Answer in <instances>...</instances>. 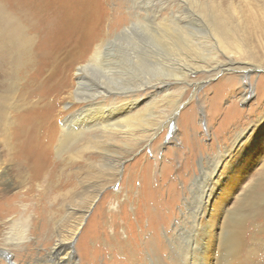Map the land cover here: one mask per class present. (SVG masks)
Listing matches in <instances>:
<instances>
[{"label":"bare ground","instance_id":"bare-ground-1","mask_svg":"<svg viewBox=\"0 0 264 264\" xmlns=\"http://www.w3.org/2000/svg\"><path fill=\"white\" fill-rule=\"evenodd\" d=\"M95 1L0 0V264L2 258L19 263L12 259L10 246L17 257L28 247L30 220L44 221L48 204L51 217L62 200L66 211L70 209L69 192L63 190L67 183L57 185L52 178L56 163L97 168L102 187L103 182L118 181L126 155L157 134L159 93L165 92L161 96L168 99L173 84L186 83L193 70L210 67V59L216 62L211 65L214 69L222 67L220 54L230 59L231 68L237 62L230 56L239 55L250 61L246 63L250 71L264 70V0H227L226 4L224 0H129L133 19L113 33L109 19L102 23L104 31L101 22H94ZM123 1L127 0L119 3ZM207 43L213 46L210 53L204 48ZM194 56L200 60L193 62ZM62 99L70 106L60 108ZM259 166L258 177L264 175L263 117L221 155L207 183H202L197 212L191 215L188 198L183 202L179 224L167 238L173 249L179 238L187 239L190 228L197 231L194 242L199 251L191 256L187 239L184 264L193 259L210 263L219 228L221 242H239L245 212L255 208L251 199L264 176L257 178V184L249 181L233 208L227 204ZM146 168L140 170V187L132 183L119 210L107 214L110 220L102 218L101 232L97 217L107 196L89 222L85 220L103 188L73 196L71 214H78L73 228L50 247L51 259L39 256V262L84 264L99 246L93 240L96 234L117 240L122 230L124 244L131 246L142 231L157 232L169 215L159 217L151 205L154 186L146 179ZM15 187L38 196L30 218L10 217L16 208L11 202L20 193L13 191ZM7 219L13 228L3 236L1 226ZM153 244L157 248L155 240Z\"/></svg>","mask_w":264,"mask_h":264},{"label":"rangeland","instance_id":"rangeland-1","mask_svg":"<svg viewBox=\"0 0 264 264\" xmlns=\"http://www.w3.org/2000/svg\"><path fill=\"white\" fill-rule=\"evenodd\" d=\"M223 2L226 4L227 0ZM132 6L133 3L129 0L123 1V3H119V0H96L92 7L94 22H101L105 25V21L109 19V31L113 33V31L131 22L133 19ZM174 9L176 10L177 7ZM101 30L104 31L103 24ZM56 47L59 48L58 45ZM204 48L207 53L213 51V46L210 43H207ZM230 58L237 62L233 68L227 66L230 64V59L226 54H220L219 64L222 67L214 69L216 62L210 59V61L208 60L210 67L193 70L186 83L173 84L169 89L171 96L168 99H163L165 92L158 94L160 102L155 108L158 119L157 134L150 142H144L143 145L139 146V149H135L131 154L126 155L122 168H120L121 174L118 181L107 182L105 185L103 182L102 187L100 186L101 179L96 174V172L98 173L97 168L78 169L76 164L65 165L60 161L56 163L57 166L54 168L55 173L52 178L57 185L61 182L62 184L67 183L65 187L63 186V190L69 192L70 198L67 199L69 212L66 211V207L62 206V200L61 204L57 203L55 206L56 214L51 217L48 213L51 210L48 204L44 221L36 219L32 223L30 220L28 237L32 238L28 242V247L24 248L17 257L13 255L15 247L10 246L11 251H13L12 259L18 260L19 263L17 264H50L51 261L39 262L38 258L43 257L44 259L48 256L50 247L54 246L59 236H67V230L73 228L78 214H71L75 207L72 197L85 192L95 194L103 188L85 220V223L89 222L99 204L107 196L103 212L97 217V229H100L101 232L103 224L105 226V222L102 224V218L110 220V218L106 219L107 214L110 217L111 211L119 210L118 204L120 201H125L126 196L130 193V185L136 183V186L140 187L142 184L143 178L140 170L143 167H147L148 176L146 179L149 180L151 186L155 187H152V197L155 203L152 202L151 205L155 206L159 217L160 215L161 218L169 215L166 221L162 222L157 232L142 231L143 234L140 233L138 238L131 241V246L124 244L126 242L123 239L126 234L122 230L116 236L117 240L110 236L104 238L102 234H96L93 240H98L100 244L97 242L99 246L97 245L96 252L89 259H85L84 264H184V251L188 242H191L188 246L191 256L197 253L199 249L196 248L194 241L198 236L197 231L193 228H190L186 234L188 242L187 239L179 238L176 248H171L167 238L171 234L170 230L179 224L178 220H180L183 202L188 198L189 207L193 210L191 215H194V211L197 212L200 205L201 188L207 183L206 179L217 166L221 155L227 149L232 148V144L238 135L252 126L258 119L264 118V70L250 71V66L246 65L250 61L245 59V56L232 55ZM198 60L200 57L194 56L193 62ZM225 65L230 68L227 69L228 71L224 69ZM67 102L68 100L62 99L60 108L69 107L70 104ZM171 115L174 117L168 125L167 120ZM260 169V166L257 167L252 171L253 174H249L243 179L239 190L229 199L227 207L233 208L240 197L239 193L246 191L250 180L252 184H257L260 181L264 176L258 177ZM257 178L260 179L256 182ZM19 190L18 187L13 188V191ZM23 190L19 191L18 197L11 202L16 207L15 212L10 216L11 218L26 219L36 212L34 208L38 196L35 194L32 197ZM254 202L255 211L252 209L245 212L243 234H240L237 244L230 243L227 241L228 239L223 241L225 238L221 242L223 232L220 228L217 230L218 239L210 254L211 264H264V178L254 191L251 203ZM82 204V202L78 203V210L82 208ZM131 207L128 208L133 211V207ZM145 220L147 221V219ZM11 228L13 227L7 219V222L1 226L2 235L6 236ZM13 235L14 233L11 234V237H15ZM153 240H155L156 245L158 244V249L153 244ZM0 242L3 243V240ZM48 258L51 259L50 256ZM2 259L5 263L2 262L1 264H10L7 258ZM191 264H201V262L195 263L193 259Z\"/></svg>","mask_w":264,"mask_h":264}]
</instances>
